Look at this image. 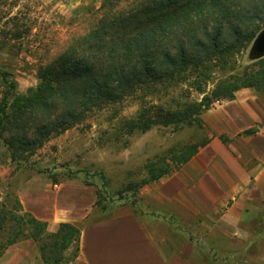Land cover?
I'll use <instances>...</instances> for the list:
<instances>
[{"label": "trees", "instance_id": "trees-1", "mask_svg": "<svg viewBox=\"0 0 264 264\" xmlns=\"http://www.w3.org/2000/svg\"><path fill=\"white\" fill-rule=\"evenodd\" d=\"M119 1H102L99 16L87 30L69 36L63 49L38 67L34 88L17 94L11 73L0 70L4 86L0 143L7 147L11 160L143 88L187 82L201 97L168 103L141 101L136 115L113 129L120 135L145 132L156 124L171 125L174 130L204 129L201 113L215 100L232 99L243 87L264 94V56L244 67L241 74L218 79L209 92L204 89L210 78L209 65L224 68L256 35L257 27L242 29L232 21L227 27L223 21H204L208 8L219 13L229 10L231 0H139L117 8ZM206 141L205 137L198 143L171 147L148 159L142 166L144 177L127 183L123 191L135 190L180 167ZM9 198L6 194L0 202V256L7 246L25 237L38 243L44 264H58L70 245L77 256L78 226L62 222L56 231L46 233V222L23 211L17 199L8 207ZM101 203L96 189L95 204L105 211Z\"/></svg>", "mask_w": 264, "mask_h": 264}, {"label": "crops", "instance_id": "crops-1", "mask_svg": "<svg viewBox=\"0 0 264 264\" xmlns=\"http://www.w3.org/2000/svg\"><path fill=\"white\" fill-rule=\"evenodd\" d=\"M200 117L206 143L144 184L133 204L102 211L95 187L76 179L32 177L15 195L47 231L78 226L75 264H228L250 255L264 264L250 254L264 239V102L243 87ZM36 254L29 241L14 244L0 264H37Z\"/></svg>", "mask_w": 264, "mask_h": 264}, {"label": "rangeland", "instance_id": "rangeland-1", "mask_svg": "<svg viewBox=\"0 0 264 264\" xmlns=\"http://www.w3.org/2000/svg\"><path fill=\"white\" fill-rule=\"evenodd\" d=\"M102 1L0 0V70L11 73L16 81L17 94L36 86L38 67L54 58L69 36L87 30L89 24L99 16ZM137 1L120 0L117 8H126ZM228 4L229 10L224 9L220 13L216 8H208L204 21H223L225 27L228 21H232L242 29L257 27L256 35L264 28V0H231ZM254 38L235 53L224 68L209 65L210 78L204 86L206 92L213 88L218 79L229 74H241L244 67L251 66L252 61L264 56H250ZM231 64L233 68H229ZM186 83L143 88L121 102L90 113L76 125L50 136L33 151H21L17 160H11L7 147L0 143V202L7 194L10 196L7 206L14 205L15 200L18 201L16 188L32 177L48 178L52 182L66 179L88 182L98 189L106 211L131 199L136 202L142 186L135 190L123 189L127 183L137 182L144 177L143 164L171 147L200 142L206 137V131L196 126L174 130L171 125L159 124L152 125L145 132H123V135L113 129L133 118L141 101L168 103L171 100L199 99L201 95ZM3 90L0 80V99ZM257 94L264 102V94ZM219 101L215 100L210 106ZM132 194L134 198L130 196ZM20 208L23 210L22 206ZM53 232L47 231L46 226V233ZM26 241L35 248L37 264H44L38 243L29 237L14 241L6 249ZM255 251L259 252L260 257L264 255V239L260 238L254 244L250 254ZM255 259L257 257L250 255L230 259L227 263L257 264ZM75 261L74 247L70 245L63 250L58 264H75Z\"/></svg>", "mask_w": 264, "mask_h": 264}, {"label": "water", "instance_id": "water-1", "mask_svg": "<svg viewBox=\"0 0 264 264\" xmlns=\"http://www.w3.org/2000/svg\"><path fill=\"white\" fill-rule=\"evenodd\" d=\"M249 54L253 58H259L264 55V28L254 38Z\"/></svg>", "mask_w": 264, "mask_h": 264}]
</instances>
